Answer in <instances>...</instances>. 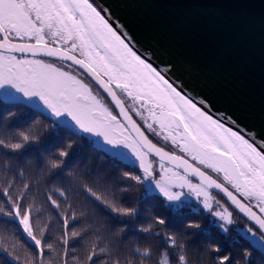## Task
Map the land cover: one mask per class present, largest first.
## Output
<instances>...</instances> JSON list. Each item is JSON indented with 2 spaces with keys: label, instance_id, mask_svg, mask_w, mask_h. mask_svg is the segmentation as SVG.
<instances>
[{
  "label": "snow or ice",
  "instance_id": "snow-or-ice-1",
  "mask_svg": "<svg viewBox=\"0 0 264 264\" xmlns=\"http://www.w3.org/2000/svg\"><path fill=\"white\" fill-rule=\"evenodd\" d=\"M167 71L138 54L90 0H0V89L37 100L33 108L54 123L67 117L79 133L126 149L138 168L122 174L125 182L154 186L166 202L194 196L225 233L240 214L247 232L264 241V142L214 118L206 101L198 106ZM13 116H0L6 158L40 141V120L13 130ZM71 147L41 153L31 170L0 162V217L14 221L26 238L0 231V264H194L186 235L200 227L194 222L170 231L166 218L155 216L138 231L157 243L127 250L123 218H135L137 208L116 193L130 186L113 188L110 175L91 169L66 170ZM206 251L213 264H239L217 244ZM195 264L207 262L198 257Z\"/></svg>",
  "mask_w": 264,
  "mask_h": 264
},
{
  "label": "water",
  "instance_id": "water-1",
  "mask_svg": "<svg viewBox=\"0 0 264 264\" xmlns=\"http://www.w3.org/2000/svg\"><path fill=\"white\" fill-rule=\"evenodd\" d=\"M90 1L181 92L264 142V0Z\"/></svg>",
  "mask_w": 264,
  "mask_h": 264
},
{
  "label": "trees",
  "instance_id": "trees-1",
  "mask_svg": "<svg viewBox=\"0 0 264 264\" xmlns=\"http://www.w3.org/2000/svg\"><path fill=\"white\" fill-rule=\"evenodd\" d=\"M8 112L14 113V116L8 121L13 130L21 126L26 127L33 119H39L42 125L38 127L40 141L38 144L28 146L22 154L6 158L0 153V162L6 160L13 169L24 167L26 170H31L34 165L39 163L41 153L51 155L57 147H64L66 141H72L73 144L69 150L70 155L66 161V170L84 171L91 169L95 173L110 175L113 188L130 186L128 192L120 193L117 191L116 193L117 197L121 198L124 203L137 208L135 218H123L129 222L122 237L127 250L137 246L143 248L148 244L155 245L157 243L155 238L150 236L145 238V234L139 232L138 229L141 225H147L153 217L161 216L166 218L167 230L170 231H182L184 225L189 222L200 225L199 228L187 229L186 232L189 251L194 258V264L198 257L203 258L207 264H213V254L206 251L210 244H217L222 251L230 252L239 264H245V252L250 253L248 256L250 264H264V253L239 231L244 225L249 226V222L239 214L234 215L236 222L229 225L228 232L225 233L218 227L220 222L217 218L198 206H192L191 202H166L157 192L148 191L144 184L136 185L132 182H125L122 174L126 171L136 172L138 166L135 164L124 161L98 147L85 134L79 133L64 124L54 123L46 114L44 116L39 115L41 113L32 105L20 100H10L1 95L0 116H4ZM149 136L156 142V138L152 137L151 134ZM54 181L57 185L61 183L59 178H54ZM41 201L42 197L38 203ZM48 215V211L45 210L43 218H47ZM100 216L110 228L114 227L110 218L104 217L103 213H100ZM96 226L94 225V228ZM5 229L7 230L6 234L16 233L18 237L24 238L21 233L16 231L17 225L14 221L7 217H0V231ZM106 231L103 226H100L102 236H105Z\"/></svg>",
  "mask_w": 264,
  "mask_h": 264
},
{
  "label": "rangeland",
  "instance_id": "rangeland-1",
  "mask_svg": "<svg viewBox=\"0 0 264 264\" xmlns=\"http://www.w3.org/2000/svg\"><path fill=\"white\" fill-rule=\"evenodd\" d=\"M91 2V1H90ZM92 3V2H91ZM93 4V3H92ZM110 23V22H109ZM174 86V85H173ZM176 87V86H175ZM178 89V88H177ZM179 90V89H178ZM180 91V90H179ZM183 93V92H182ZM3 95L4 97H6L7 99H10V100H20V101H24L30 105H38L39 102L35 99H33V101L29 102V101H26L25 98H23L21 96V94L19 93H16L14 89H0V96ZM195 102V101H194ZM199 106V105H198ZM215 118V117H214ZM139 120V118H137ZM64 125L68 126V127H71L72 129L76 130L77 132H79L74 126H73V123L70 121V119H68L67 117L64 118ZM226 125V124H225ZM228 126V125H226ZM230 127V126H228ZM233 130H235L233 128ZM95 145H97L98 147L104 149L105 151L109 152L110 154L112 155H115L117 156L118 158L124 160V161H127L129 163H132V164H135L136 166H138L137 162L135 161V158L131 156L130 153L127 152L126 149H112V146L110 145H104L101 142H97L99 140V138L97 137H93V136H90L88 134H85ZM246 138V137H245ZM248 139V138H246ZM251 141V140H250ZM124 153V155H119L117 153ZM187 158V157H186ZM144 186L147 188L148 191H151V192H156L153 190L154 186H150L149 184L145 183ZM182 201H189L191 202L193 205L192 206H198L200 207L201 209H203L202 205L199 204V202L195 199L194 196H186V197H183L181 199V201H177L175 203H181ZM204 210V209H203ZM247 228L248 226L247 225H244L242 228H240V232L241 234L246 237L249 241L252 242L253 245H255L260 251H261V245L264 244V241H260L258 236L257 237H253L251 235V233H248L247 232ZM262 252V251H261ZM264 253V252H262Z\"/></svg>",
  "mask_w": 264,
  "mask_h": 264
},
{
  "label": "clouds",
  "instance_id": "clouds-1",
  "mask_svg": "<svg viewBox=\"0 0 264 264\" xmlns=\"http://www.w3.org/2000/svg\"><path fill=\"white\" fill-rule=\"evenodd\" d=\"M9 115H10V114H9ZM37 120H39V119H37ZM65 143H66V145H71V146H72V144H73L72 141H66Z\"/></svg>",
  "mask_w": 264,
  "mask_h": 264
}]
</instances>
